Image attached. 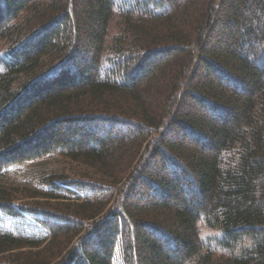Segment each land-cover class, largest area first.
<instances>
[{
  "label": "trees",
  "instance_id": "trees-1",
  "mask_svg": "<svg viewBox=\"0 0 264 264\" xmlns=\"http://www.w3.org/2000/svg\"><path fill=\"white\" fill-rule=\"evenodd\" d=\"M0 264H264V0H0Z\"/></svg>",
  "mask_w": 264,
  "mask_h": 264
}]
</instances>
